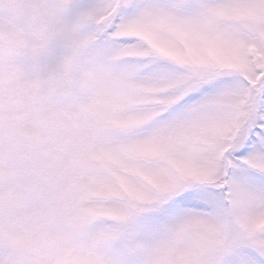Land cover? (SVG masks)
<instances>
[{
    "label": "snow or ice",
    "instance_id": "1",
    "mask_svg": "<svg viewBox=\"0 0 264 264\" xmlns=\"http://www.w3.org/2000/svg\"><path fill=\"white\" fill-rule=\"evenodd\" d=\"M0 264H264V0H0Z\"/></svg>",
    "mask_w": 264,
    "mask_h": 264
}]
</instances>
